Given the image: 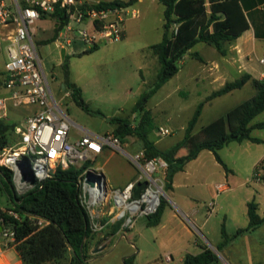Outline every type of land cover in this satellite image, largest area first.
<instances>
[{"label":"rangeland","instance_id":"374dc122","mask_svg":"<svg viewBox=\"0 0 264 264\" xmlns=\"http://www.w3.org/2000/svg\"><path fill=\"white\" fill-rule=\"evenodd\" d=\"M130 9L136 10L138 17L126 21V35L120 41L101 44L90 53L82 52L81 43L74 44L75 52H67L64 58L67 76L63 64L56 65L57 49L54 44L48 43L43 48L36 46L55 101L62 103V110L72 123L98 135L114 133L116 125L110 123L111 119H125L133 126L137 124L139 112L133 111L135 103L152 88L159 73V62L150 46L158 43L162 37L163 6L159 0H134ZM5 47L6 42L0 34V87L4 78ZM191 51L197 53L201 60L185 55L178 64L179 71L153 93L145 106L154 127L149 136L153 142L159 140V149L180 143L198 104L203 103V107L193 128L196 136L201 134L204 127L224 118L228 110L256 93L255 88L247 84L229 95L207 102L211 91L219 85V82L212 84L208 79V70L214 69V63L220 62L221 55L214 47L202 42L197 43ZM60 84H64L70 93L63 100ZM72 85L80 89L86 109L72 99ZM34 110L33 106L14 107L8 103L6 116L0 121L7 126L20 127ZM261 122H264V111L252 121ZM160 127L169 129L171 134L156 136L155 131ZM74 130L72 128L71 135ZM251 135L260 140L258 143H244L249 144L250 158L253 159L264 151V127L252 129ZM7 136L9 142L5 148H10L17 142V136L12 129ZM203 137L204 134L200 138ZM122 149L132 154L141 149V142L136 136H127ZM241 149L237 143H232L218 152L223 161L237 172L236 179L228 184L230 190L217 195L210 191L211 187L202 185L201 188H192L190 192L175 191L176 196L186 197L190 193L193 197L192 202L187 199L186 203L198 211L196 220L192 217L187 220L176 210L175 196L163 189L165 175H159L163 184L160 199L165 203L160 224L145 226L147 217L138 218L133 230L113 236L111 240L108 237L100 239V242L106 241V248L90 255L87 264H124V260H130L129 264H180L181 256L197 254L203 248L215 254L217 244L222 242L221 231L232 238L237 229L246 227L247 216L241 203L250 191L258 189V214L261 215L264 209V184L255 181L252 166L240 161L243 158ZM181 152L186 154V149ZM95 163L105 169L110 190L123 188L129 179L134 180L140 174L125 154L109 148ZM250 170L249 174H244ZM213 202L215 209L211 211L210 204ZM7 204L6 195L0 193V207L11 206ZM217 253L220 264H264V232L243 234L232 239ZM8 258L12 259L11 254Z\"/></svg>","mask_w":264,"mask_h":264},{"label":"trees","instance_id":"16d2710c","mask_svg":"<svg viewBox=\"0 0 264 264\" xmlns=\"http://www.w3.org/2000/svg\"><path fill=\"white\" fill-rule=\"evenodd\" d=\"M121 2L120 0L99 2L97 8H111ZM133 2L134 0H127L122 3L131 5ZM159 2L163 6V33L161 40L150 46L160 65L157 80L135 103L133 111L139 112L136 125L133 126L127 120L119 118L111 119L110 123L116 125L113 135L119 139L121 145L125 137L136 136L141 142V149L145 151L146 157H158L167 162L163 189L170 190L175 173L181 171L184 165L194 160L201 151H210L217 163L227 171L217 154L218 150L232 141L259 142L251 138L250 133L254 128L264 127V122L252 126L250 122L264 111V87L257 80L251 79L248 74L225 83L207 97V102L240 89L249 81L255 88L256 94L229 110L224 116L225 120L220 118L213 121L196 136L192 131L203 107V103L198 104L187 124L182 141L168 151H158L148 138L154 129L150 112L145 108L148 99L178 72V64L185 55L201 60L197 53L189 52L197 43L210 45L223 55L224 45L235 40L248 29L239 0H159ZM50 17L55 18L57 22L55 30L57 34L60 27L67 22V14L63 9L56 7ZM97 47L94 46L83 53H90ZM62 67L67 76L65 60ZM71 97L78 106L86 109L79 88L71 89ZM14 127L0 121V149L8 145L7 133L11 129L13 131ZM203 134L204 137L201 139ZM182 149H186V154L179 155ZM257 173L258 167L254 170L253 178ZM78 174L79 171L74 168L58 169L53 178L19 195L15 191L11 172L0 167V193H4L11 204L6 210H12L19 215V219H14L0 210V220L13 231L14 244L22 264L87 263L90 257L89 249L96 236L89 234L87 216L79 204ZM164 206V201L160 199L156 212L147 216L148 226L159 224ZM28 215L34 219H30ZM35 218L43 219L46 224L39 227L35 224ZM261 225H264V213L261 216L257 213V204L254 201L247 203L246 227L238 229L232 238L226 237L221 231L222 242L217 246V250L223 249L232 239L255 231ZM111 229L114 231L116 227L113 226ZM129 263L130 260H124V264ZM181 264H220V262L216 254L204 248L199 254H186Z\"/></svg>","mask_w":264,"mask_h":264},{"label":"built area","instance_id":"2783aa9c","mask_svg":"<svg viewBox=\"0 0 264 264\" xmlns=\"http://www.w3.org/2000/svg\"><path fill=\"white\" fill-rule=\"evenodd\" d=\"M122 2L111 8H97L98 3L88 0H12L10 4L0 0V26L12 28L5 48L3 87L7 94L0 97V118L6 116L8 103L14 107H35L20 127L14 128L15 145L0 150V167L11 172L19 195L53 178L58 169L78 170V200L87 216L89 234L101 238L125 234L134 229L138 218L156 212L163 186L159 175H165L168 165L162 158L146 157L143 149L125 153L113 134L98 135L80 130V135L72 139L70 132L76 126L63 112L62 103L53 97L33 40V26L42 18L50 17L56 7L63 9L67 22L60 27L57 42L69 53L79 42L84 52L123 38L126 21L136 18L138 13ZM261 10L264 12V5ZM257 64L260 68L257 81L264 87V54L257 59ZM69 96L70 93L64 90L62 100ZM155 133L163 137L171 131L159 128ZM108 148L125 154L140 172L121 189L109 190L103 170L95 163ZM88 179H91V185ZM255 180H259L258 174ZM143 181L147 182L145 188L138 198H134L136 184ZM225 190L224 184H217L218 193ZM213 205L210 204L211 209ZM1 211L19 219L12 210ZM35 219L39 227L46 224L41 218ZM113 226L116 227L114 231ZM0 236L14 244L13 231L2 221Z\"/></svg>","mask_w":264,"mask_h":264},{"label":"crops","instance_id":"0c3cea01","mask_svg":"<svg viewBox=\"0 0 264 264\" xmlns=\"http://www.w3.org/2000/svg\"><path fill=\"white\" fill-rule=\"evenodd\" d=\"M5 1L7 4H10L12 2V0H5ZM88 1L90 3H93V4H96L99 2H110L108 0H88ZM111 1H113V0H111ZM239 5H240V7H241V9L245 15L246 20H247L248 29H246L238 38H236L235 40L231 41L230 43H226L224 45V54L223 55L220 54L221 55L220 62L214 63V69L213 70H211V69L208 70V79L212 82V84L219 82L218 87L213 89L211 91V93L219 90L225 83L232 82V81L240 78L243 74L250 75L251 79H254V80H257V78H258V73H259L260 68H259V65L257 64V59L264 54V12L261 10V7L264 5V0H239ZM133 19H135V18H133ZM36 25L38 27H36ZM37 28H38L39 32H37L38 31ZM56 28H57V22H56L55 18H52V17L42 18L41 20L37 21L33 26V37H35L34 42H35L36 46L38 45L40 48H43L48 43H52L56 46V49H57L56 65L60 66L63 64V61L65 60L64 58L66 56V53L69 51L65 50L64 58H61L60 51L63 48L57 42L58 33L56 34V32H55ZM0 29L2 30V32L0 33L2 40L5 41L6 45H7V42H8L7 37L11 33L12 28L11 27L5 28V27L0 26ZM125 35H126V30L124 31L123 37ZM52 39H53V41H51ZM48 41H51V42H48ZM82 49H83V47H82ZM74 52L75 51H73L72 53H74ZM189 52L194 53L191 50ZM3 74H4V72H3ZM229 78H231V79L229 80ZM247 84L251 85L250 81L247 82L243 87H245ZM60 86H61V84L59 85V90H60V92L63 93L64 90L62 91ZM243 87H241L240 89H242ZM3 88L4 87L2 84L0 87V97H3L7 94V91L5 89H4L5 91H3ZM237 90H239V89H237ZM233 91H235V90H233ZM233 91H231L227 94H224L222 96H219V97L229 95ZM215 98H218V97H215ZM215 98H213V99H215ZM213 99H211L210 101H212ZM210 101H208V102H210ZM238 105H236V106H238ZM252 121L250 122L251 126L256 124V123H252ZM75 126L76 127H75L74 133L72 135L73 140L76 139L80 135V130H85L76 124H75ZM192 134H194V129L192 131ZM250 137L257 139L255 137H253L251 135V133H250ZM148 138L153 143V145L155 146V148L158 151L165 152V151H168L169 149H171L173 147V146H171V147H168L167 149H159L157 147V143L159 140H157L156 142H153L150 139V136H148ZM182 139H183V137H182ZM181 140H180V142H181ZM257 140L260 142L259 139H257ZM232 143H237L238 147L242 148L241 154H243V158L240 161H244L249 166H252L251 167L252 176L254 174L255 168L258 167V173L257 174L259 175V180L258 181L255 180V181L257 183L262 182L264 184V179H263V175H264V151L260 155H258L257 157H253V159H252V158H250L251 148H250L249 144H244V143H258V142H252L250 140H243L241 142L232 141V142H229L224 147L227 148ZM224 147L222 149L218 150L217 154H218V152L223 150ZM181 154H182V152L180 150L179 155H181ZM100 156H102V154ZM100 156H98V158H100ZM98 158L96 159V161L98 160ZM220 159L225 164L227 171H225V169L219 163H217L214 155L210 151L203 150L198 154V156L194 160L186 163L184 165L183 169L181 171H178L177 173H175V175L173 176L172 182H171V188H170L169 192L175 196L174 204H175L176 210L181 215H183V217L185 219L189 220L188 217H192L194 220H196V214L198 213V211L193 209L190 206L191 204L186 203L187 199H188V201L192 202L193 197L190 195V193L186 197L185 196L179 197V196L175 195L176 190H181L183 192H185L186 190H189V192H190V190L192 188H194L196 186L197 187L199 186L201 188V186L204 185V187H208V188L211 187L210 191H213L214 193L216 192V194H217L218 193L216 191L217 184H224L227 187V190H230L228 184H231L232 181L234 179H236L237 172L235 171V169L233 167L228 166V164L225 163L221 157H220ZM96 166L103 170L107 185L109 187V181H108V177L106 175L105 169L102 166H99V165H96ZM212 170H214L215 172ZM250 172H251V170L249 172L244 173V174H249ZM130 181H131V179H129L126 184H128ZM125 185H123V187ZM116 189H120V188L117 187ZM227 190H225V191H227ZM258 196H259L258 189L254 190V191H250L249 195L243 200V203H241V206L243 204V209H244V212L246 213V216H247V203H249L251 201H254L257 204V210H259L258 208H259L260 203L257 200ZM183 199H185V200H183ZM8 204L10 205L9 201H8ZM213 204H214V202H213ZM224 205L225 204H222V206H224ZM10 207L11 206L0 207V210H6L7 208H10ZM214 209H215V204L213 205V208L211 209V211H213ZM263 213H264V209H263ZM174 215L175 214H173V216ZM161 219L162 218L160 217V222H161ZM160 222H159V224H160ZM144 225L146 226L147 222ZM239 229H241V228H239ZM256 232L263 233L264 232V225H261L259 228H257L255 231L251 232L250 234L256 233ZM245 236H243V237H245ZM107 237L110 238V240H111V238L113 236H107ZM107 237H104V239ZM243 237H241V238H243ZM248 238H250V236ZM100 239H103V238L95 237V239L92 241V245L90 246V249H89V255L96 254V252H97L96 250L102 246H105V248H106V241L100 242ZM219 244L220 243H218L217 246ZM203 249L200 252H202ZM216 250H217V247H216ZM199 253H197V254H199ZM10 254L12 256L11 260H9V258H8V255H10ZM184 256L180 257V259H179L180 264H181ZM89 259L90 258H88V260ZM88 260H87V262H88ZM0 264H22L21 257L19 255V253L17 252L15 245L12 242L5 240L1 236H0Z\"/></svg>","mask_w":264,"mask_h":264},{"label":"water","instance_id":"95a60500","mask_svg":"<svg viewBox=\"0 0 264 264\" xmlns=\"http://www.w3.org/2000/svg\"><path fill=\"white\" fill-rule=\"evenodd\" d=\"M64 52H65V50H64V49H61V51H60V53H61V58H64ZM60 87H61V90H62V91L66 89L64 84H61ZM74 87H75V86H73V85L70 86L71 89L74 88ZM87 182H88L90 185L92 184V183H91V179H88ZM146 184H147L146 181L139 182V183L136 184V190H135V192H134V194H133V197H134V198H138V197H139L140 192L145 188ZM104 249H105V246H102V247L98 248L96 251L98 252V251H101V250H104ZM214 252H215L216 255L218 254V253H217V250H214Z\"/></svg>","mask_w":264,"mask_h":264},{"label":"bare ground","instance_id":"6f19581e","mask_svg":"<svg viewBox=\"0 0 264 264\" xmlns=\"http://www.w3.org/2000/svg\"><path fill=\"white\" fill-rule=\"evenodd\" d=\"M110 190V189H109Z\"/></svg>","mask_w":264,"mask_h":264}]
</instances>
